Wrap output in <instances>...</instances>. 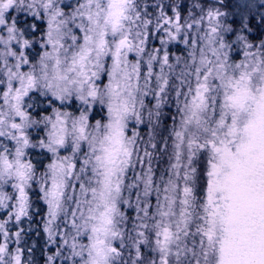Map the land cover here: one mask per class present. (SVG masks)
<instances>
[{"label": "snow or ice", "instance_id": "obj_1", "mask_svg": "<svg viewBox=\"0 0 264 264\" xmlns=\"http://www.w3.org/2000/svg\"><path fill=\"white\" fill-rule=\"evenodd\" d=\"M264 264V0H0V264Z\"/></svg>", "mask_w": 264, "mask_h": 264}, {"label": "trees", "instance_id": "obj_2", "mask_svg": "<svg viewBox=\"0 0 264 264\" xmlns=\"http://www.w3.org/2000/svg\"><path fill=\"white\" fill-rule=\"evenodd\" d=\"M237 2V0H227V3L228 4H234V3H236ZM257 3H259V0H257ZM40 264H43V259H42V257L40 258Z\"/></svg>", "mask_w": 264, "mask_h": 264}]
</instances>
